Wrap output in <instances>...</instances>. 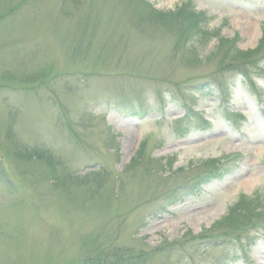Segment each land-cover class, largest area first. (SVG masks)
I'll return each instance as SVG.
<instances>
[{
    "label": "rangeland",
    "instance_id": "1",
    "mask_svg": "<svg viewBox=\"0 0 264 264\" xmlns=\"http://www.w3.org/2000/svg\"><path fill=\"white\" fill-rule=\"evenodd\" d=\"M192 1L217 36L184 39L188 22L153 13L188 0H0V264H206L221 249L204 241L241 231L217 222L251 214L243 196L264 200V79L251 87L221 62L235 36L242 50L258 45L264 0ZM244 62L252 69L248 59L231 65ZM135 71L143 80L129 84L148 88L149 102L157 88L181 85L210 126L193 118L178 138L172 122L185 107L175 96L133 120L122 105L98 103L128 90L119 87ZM212 75L230 83L226 103L218 86L217 96L192 90ZM212 159L225 166L218 178L173 193ZM254 213L244 226L264 222V206ZM242 260L232 264H264V240Z\"/></svg>",
    "mask_w": 264,
    "mask_h": 264
},
{
    "label": "trees",
    "instance_id": "2",
    "mask_svg": "<svg viewBox=\"0 0 264 264\" xmlns=\"http://www.w3.org/2000/svg\"><path fill=\"white\" fill-rule=\"evenodd\" d=\"M153 13L155 16H157V15L165 16L167 14L172 18L178 17V19H182L184 22H188L189 26L186 30H184V34H183L185 39H187L194 32L202 33L203 36H207V37L209 35L213 36V32H211L212 34H209V35L204 33L203 23L206 21L205 15L203 13L202 14L195 13L190 6L186 5V6L181 7L180 9H178L176 11H170V12H161V11L154 10ZM223 42H224V40H223ZM262 42H263V40H262ZM262 42H261V44H262ZM261 47H264V46H261ZM241 53H242V51L241 52L240 51H236V52L233 51V54L230 56V59H232V58H234L235 60L238 59L240 57ZM213 55H215V53ZM210 163H211V165L213 164V162H210ZM245 197L246 196H243L242 198H243V200L244 199L247 200L246 205L248 206L251 214L248 215L247 213H245L246 215L245 214L239 215L238 218H235V219H232L231 216H224L213 227V228H215L214 230H217V229L221 230V229H225V228H234V227L239 228L240 227L239 229H241V231H245L249 228L248 226H244L245 220H246V223L248 225V221L251 218H253L252 216L255 214L254 211H257V209H259L263 204H262V200L260 201V199H258V198H256L254 201L253 200L251 201V200H248L247 197L246 198ZM235 205L239 206V202H236ZM233 208L234 207H232V209ZM232 209H231L230 213H233ZM236 220L239 222L241 221V223H243V224H240V226H239V223H237ZM242 233H244V232H242ZM227 236H229V235L228 234H226V235L221 234V236L219 238H226Z\"/></svg>",
    "mask_w": 264,
    "mask_h": 264
},
{
    "label": "bare ground",
    "instance_id": "3",
    "mask_svg": "<svg viewBox=\"0 0 264 264\" xmlns=\"http://www.w3.org/2000/svg\"><path fill=\"white\" fill-rule=\"evenodd\" d=\"M248 183V182H247ZM250 184H252L253 182L249 181Z\"/></svg>",
    "mask_w": 264,
    "mask_h": 264
}]
</instances>
